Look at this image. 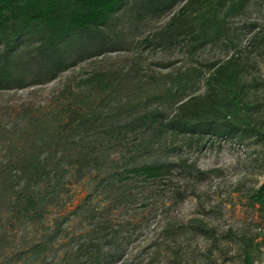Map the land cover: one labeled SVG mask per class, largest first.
I'll use <instances>...</instances> for the list:
<instances>
[{
  "label": "trees",
  "instance_id": "obj_1",
  "mask_svg": "<svg viewBox=\"0 0 264 264\" xmlns=\"http://www.w3.org/2000/svg\"><path fill=\"white\" fill-rule=\"evenodd\" d=\"M190 1L195 0H0V90L52 82L59 73L109 52L151 48V53L156 49L169 55L177 51L195 59L207 44L195 30L197 24L204 23L202 17L212 16L216 27L226 28L212 44L230 45L232 37L225 20L244 12L252 0L215 4L199 0L200 7L207 10L202 16L195 9L186 10ZM181 2L184 6L167 23L133 42L144 22L162 20ZM121 12L127 16L125 23L116 17ZM258 43L264 45V35L253 37L249 45ZM232 48V55L206 77L194 68L190 72L178 69L177 78L162 74L156 79L147 74L141 57H132L127 70H94L79 79L75 90L103 97L84 113H68L72 124L64 140L52 129L58 119L48 126L40 118L28 119L30 128L21 133L26 143L18 161L0 167V201L9 202V210L18 220H41L62 192L64 168L72 160L76 161L67 164H77L80 173L103 174L98 186L116 189L117 200L125 204L137 203V195L131 192L134 188L148 192L142 199L149 200L157 195L152 188L159 186L171 187L172 198L183 201L188 189L182 190L181 181L191 196L198 197L195 192L210 172L200 170L188 157L178 155L172 160L167 156L180 141L197 147L204 139L228 138L242 126H250L251 122L241 119V102L247 91L240 80L251 51ZM200 80H204L205 93L191 97L186 92ZM187 95L189 100L183 101ZM246 118L250 119V113ZM51 144H56L55 151L43 156ZM118 153L120 157L114 158ZM263 191L264 184L250 199L261 203ZM105 225L97 222L91 231L70 239V244H76L75 255L68 254L64 264H114L111 251L117 250L119 231ZM199 227L207 236H215L214 229L204 223ZM60 229L48 239L55 240ZM106 247L108 252H104ZM45 250L40 243L33 247L37 255Z\"/></svg>",
  "mask_w": 264,
  "mask_h": 264
},
{
  "label": "rangeland",
  "instance_id": "obj_2",
  "mask_svg": "<svg viewBox=\"0 0 264 264\" xmlns=\"http://www.w3.org/2000/svg\"><path fill=\"white\" fill-rule=\"evenodd\" d=\"M195 1H190L186 10L195 9L198 16L205 15L207 10L200 7L201 1ZM212 1L215 4L230 0ZM184 4L179 3L160 21L144 22L145 26L133 42L167 23ZM116 17L121 18L122 23L127 21L123 12ZM202 18L204 23L197 24L195 30L207 44L195 59L179 55L177 51L169 55L156 49L151 53V48L109 52L59 73L52 82L0 90V167H3L18 161L26 143L23 141L26 136L21 133L30 128L26 124L29 118H40L47 126L58 119L59 123L52 129L64 140L72 124L68 113H84L98 104L102 94L75 90V83L94 70H127L132 57H141L147 74L156 79L162 74H173L177 78L178 69L190 72L194 68L202 70L206 77L211 69L232 55L233 46L251 51L240 80L247 91V97L241 102V119L251 122L250 126H242L228 138L204 139L197 147L180 141L182 144L178 142L176 150L167 156L172 160L178 155L188 157L200 170L210 172L195 192L198 197L191 196L190 189L181 181L182 190L188 189L183 201L176 202L172 198L171 187L159 186L152 188L157 195H151L149 200L142 199L149 196L148 192L140 193V188H134L131 192L137 195V203L125 204L117 200L116 189L98 186L103 174L80 173L77 164H67L76 161L72 160L64 168L62 192L48 206L41 220H18L14 212H10L9 202L0 201V264H64L68 254L75 255L76 244L71 245L70 239L91 231L97 222L106 224L105 227L112 225L119 231L115 242L117 250L111 251L114 264H264V191L261 203L250 199L264 184V45H249L253 37L264 35V0H252L244 12L225 20L229 24L226 31L229 30L227 33L232 37V43L227 46L218 42L212 44L219 31L226 28L216 27L212 16ZM203 81L190 86L186 93L191 97L203 95ZM182 100L188 101V95ZM76 105H79L78 110L74 109ZM248 113L250 119L246 118ZM55 145H48L43 156L52 154ZM113 157L118 159L120 154ZM15 198L12 196L11 200ZM79 207L84 209L77 213ZM203 223L214 229V237L200 232L199 226ZM60 226L56 239L50 241L48 237ZM179 227L181 229L177 230ZM39 243L46 250L37 255L33 247ZM247 245L251 252L248 261ZM108 251L104 248V252Z\"/></svg>",
  "mask_w": 264,
  "mask_h": 264
}]
</instances>
